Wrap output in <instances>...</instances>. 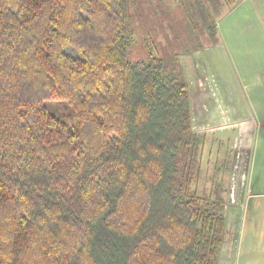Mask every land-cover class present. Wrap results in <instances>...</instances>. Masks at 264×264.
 <instances>
[{
	"label": "trees",
	"instance_id": "trees-1",
	"mask_svg": "<svg viewBox=\"0 0 264 264\" xmlns=\"http://www.w3.org/2000/svg\"><path fill=\"white\" fill-rule=\"evenodd\" d=\"M129 2L0 0V264H219L235 246L218 184L193 186L207 134L187 80L128 56Z\"/></svg>",
	"mask_w": 264,
	"mask_h": 264
},
{
	"label": "rangeland",
	"instance_id": "rangeland-1",
	"mask_svg": "<svg viewBox=\"0 0 264 264\" xmlns=\"http://www.w3.org/2000/svg\"><path fill=\"white\" fill-rule=\"evenodd\" d=\"M129 3L134 37L129 58L145 59L152 52L164 59L166 71L183 76L188 83L193 130L207 134L193 186L207 195L211 184H218L225 214L233 218L239 210L243 213L249 192L245 174L248 149L235 146V134L219 130L224 129L219 126L239 115L240 107L236 105V111L233 94L250 85L249 66L261 73L264 82V5L256 11L251 1L245 0L228 9L219 0ZM203 12L206 16L201 15ZM211 17L217 30L215 41H211L206 30L205 22ZM253 21L257 24L255 31L250 30ZM250 40L257 44L255 48L250 47ZM235 227L234 222L230 229ZM230 258L231 253L229 259L219 258V264H231Z\"/></svg>",
	"mask_w": 264,
	"mask_h": 264
},
{
	"label": "crops",
	"instance_id": "crops-1",
	"mask_svg": "<svg viewBox=\"0 0 264 264\" xmlns=\"http://www.w3.org/2000/svg\"><path fill=\"white\" fill-rule=\"evenodd\" d=\"M248 1L256 11L264 5V0H245ZM256 25L251 22L250 30L255 31ZM249 44L254 48L257 45L254 40H250ZM249 72L250 85H244L233 94L236 111V105L240 107L239 115L219 126L224 128L219 130L235 134V146L248 149L246 171L249 192L245 196L243 213L239 210L233 218L226 214L229 228L242 216L238 239L234 246L231 235H227L220 253L221 260L223 256L229 259L231 253V264H264V82L256 68L249 66Z\"/></svg>",
	"mask_w": 264,
	"mask_h": 264
},
{
	"label": "built area",
	"instance_id": "built-area-1",
	"mask_svg": "<svg viewBox=\"0 0 264 264\" xmlns=\"http://www.w3.org/2000/svg\"><path fill=\"white\" fill-rule=\"evenodd\" d=\"M245 174H247V171L245 172ZM249 191V190H248ZM230 201V200H229Z\"/></svg>",
	"mask_w": 264,
	"mask_h": 264
}]
</instances>
